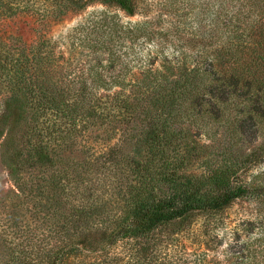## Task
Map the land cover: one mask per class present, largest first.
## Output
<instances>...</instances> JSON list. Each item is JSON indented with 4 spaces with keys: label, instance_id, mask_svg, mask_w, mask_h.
<instances>
[{
    "label": "trees",
    "instance_id": "trees-1",
    "mask_svg": "<svg viewBox=\"0 0 264 264\" xmlns=\"http://www.w3.org/2000/svg\"><path fill=\"white\" fill-rule=\"evenodd\" d=\"M80 1L55 0L59 7ZM99 1L136 12L137 0ZM41 14L46 20L51 13ZM15 16L6 4L0 9V21ZM39 49L25 41L13 47L0 30V72L9 75L10 99L20 100L16 110L22 113L27 107L21 100L31 102L20 137L3 144L14 190L0 207V234L16 264H28L32 253L33 264H115L111 258L94 259L101 256L96 253L92 259L87 250L121 244L130 261L150 264L162 246L151 237L162 228L191 229L199 216L208 220L204 228H211L212 219L248 194L244 160L236 148L255 134L256 109L264 111L263 51L255 56L256 64L243 61L232 69H217L214 77L176 81L173 94L185 92L186 108L194 112L191 121L180 125L175 113L162 117L144 98L107 91L97 73L80 75L76 90L60 85L53 77L59 65ZM243 90L252 92L249 101L256 108L246 105L247 115L238 117L237 104L229 106L230 115L237 112L227 125L232 135L222 145L225 149L214 153V145L202 143L193 129L204 130L205 119L223 112L221 102ZM8 108L14 110L11 104ZM95 121L110 127L102 143L89 138ZM56 128H64L65 136L55 137ZM66 150L70 155H63Z\"/></svg>",
    "mask_w": 264,
    "mask_h": 264
},
{
    "label": "rangeland",
    "instance_id": "rangeland-1",
    "mask_svg": "<svg viewBox=\"0 0 264 264\" xmlns=\"http://www.w3.org/2000/svg\"><path fill=\"white\" fill-rule=\"evenodd\" d=\"M80 2L59 7L55 0H0V9L6 4L17 13L1 20L0 30L13 47L23 41L39 45L41 55L59 65H55L53 77L60 85L76 90L80 75L97 73L105 80L107 91L124 90L131 98H144L157 106L162 117L175 113L172 117L180 125L191 121L194 112L186 108L185 92L173 94L176 81L186 76L196 80L204 74L214 77L217 69H232L243 61L256 64L255 56L264 52V0H137L134 14L115 3ZM47 11L50 16L42 20L41 13ZM6 73L0 72V207L14 190L3 144L11 136V142L20 137L31 105L29 100H21L27 109L23 113L16 110L20 100L10 99ZM116 79L119 82L113 83ZM92 86L89 83V90L95 91ZM252 96V92L237 91L234 98L221 102L223 112L218 118L210 115L204 130L193 129L200 132L201 142L213 144L214 153L224 150L222 145L232 135L227 125L237 113L230 115L229 106L236 103L237 116L247 115L246 105L256 108L250 104ZM10 104L14 110L8 108ZM260 109H256L259 123L255 134L236 148V155L244 160L242 179L250 186L248 194L212 219L211 228H204L208 220L201 216L191 229L173 224L162 228L151 237V242L162 246L155 250L150 264H264V111ZM54 132L55 137L65 136L64 128ZM109 133L110 127L100 121L89 128L91 141L102 143ZM63 155H70L69 150ZM3 238L0 234V264H16L7 254ZM87 252L93 254L92 259L101 255L94 257L98 261L111 258L115 264H135L126 257L128 251L122 244ZM34 255L29 256L28 264H33Z\"/></svg>",
    "mask_w": 264,
    "mask_h": 264
}]
</instances>
